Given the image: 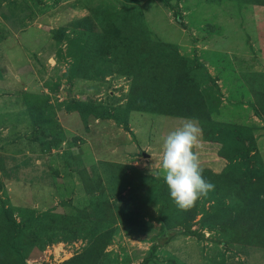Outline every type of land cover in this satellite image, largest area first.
<instances>
[{
    "label": "rangeland",
    "instance_id": "374dc122",
    "mask_svg": "<svg viewBox=\"0 0 264 264\" xmlns=\"http://www.w3.org/2000/svg\"><path fill=\"white\" fill-rule=\"evenodd\" d=\"M0 264H264V0H0Z\"/></svg>",
    "mask_w": 264,
    "mask_h": 264
},
{
    "label": "clouds",
    "instance_id": "9594fccd",
    "mask_svg": "<svg viewBox=\"0 0 264 264\" xmlns=\"http://www.w3.org/2000/svg\"><path fill=\"white\" fill-rule=\"evenodd\" d=\"M202 129L198 121L186 119L162 141L161 168L171 199L180 211L192 210L201 199L215 191V184L204 178L199 154ZM157 179L161 178L157 174Z\"/></svg>",
    "mask_w": 264,
    "mask_h": 264
},
{
    "label": "trees",
    "instance_id": "16d2710c",
    "mask_svg": "<svg viewBox=\"0 0 264 264\" xmlns=\"http://www.w3.org/2000/svg\"><path fill=\"white\" fill-rule=\"evenodd\" d=\"M171 233L170 232H167L165 237H164V242L168 241V239L171 237Z\"/></svg>",
    "mask_w": 264,
    "mask_h": 264
},
{
    "label": "crops",
    "instance_id": "0c3cea01",
    "mask_svg": "<svg viewBox=\"0 0 264 264\" xmlns=\"http://www.w3.org/2000/svg\"><path fill=\"white\" fill-rule=\"evenodd\" d=\"M202 144H203V145H206V146L208 145V144H207V143H205V142H204V143H202Z\"/></svg>",
    "mask_w": 264,
    "mask_h": 264
}]
</instances>
